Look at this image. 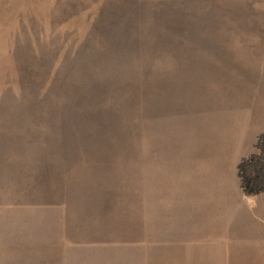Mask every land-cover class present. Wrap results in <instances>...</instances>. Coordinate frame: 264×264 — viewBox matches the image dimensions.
<instances>
[{"label": "rangeland", "instance_id": "obj_1", "mask_svg": "<svg viewBox=\"0 0 264 264\" xmlns=\"http://www.w3.org/2000/svg\"><path fill=\"white\" fill-rule=\"evenodd\" d=\"M0 264H264V0H0Z\"/></svg>", "mask_w": 264, "mask_h": 264}]
</instances>
